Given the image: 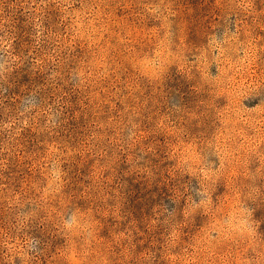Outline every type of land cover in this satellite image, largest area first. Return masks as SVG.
<instances>
[{
    "label": "rangeland",
    "instance_id": "1",
    "mask_svg": "<svg viewBox=\"0 0 264 264\" xmlns=\"http://www.w3.org/2000/svg\"><path fill=\"white\" fill-rule=\"evenodd\" d=\"M0 264H264V0H0Z\"/></svg>",
    "mask_w": 264,
    "mask_h": 264
}]
</instances>
